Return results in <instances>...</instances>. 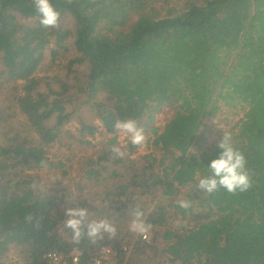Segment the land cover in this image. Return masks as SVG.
I'll use <instances>...</instances> for the list:
<instances>
[{
	"label": "trees",
	"instance_id": "16d2710c",
	"mask_svg": "<svg viewBox=\"0 0 264 264\" xmlns=\"http://www.w3.org/2000/svg\"><path fill=\"white\" fill-rule=\"evenodd\" d=\"M144 1L51 0L61 19L73 17L71 30L61 24L42 27L32 0H0V64L9 80L25 82L18 107L27 122L0 148V264H8L14 248L22 264H50L48 253L68 258L75 249L83 264H91L103 247L123 257L131 251L130 264H156L161 258L170 264H264V0H151L153 13ZM70 39L79 55L74 62L86 65V72L74 84L59 79L55 88L48 82V91L42 92L34 76L47 47L65 48ZM53 54L59 53L53 49ZM101 95L112 106L99 103ZM238 105L247 111L232 142L246 157L252 188L235 195L223 188L208 194L198 182L209 175L207 167L221 149L217 145L200 154L192 149L223 107ZM166 106L176 109L174 116L163 128L155 127ZM83 107L115 135L111 146L117 142L114 124L133 119L164 153V179L155 184L148 182L152 165L113 158L110 146L85 166L84 180L101 187L100 193L92 191L96 198L106 193L103 182L115 183L118 194H107L102 206L117 229L138 197L161 188L170 198L182 188L195 190L187 210L172 203L151 212L142 209L152 232L161 237V248L141 236L131 246L118 230L115 239L105 235L96 244L85 230L77 244L63 225L64 209L76 207L73 198L83 186L74 196L64 193L62 183L46 191L30 188L36 177L25 173L40 170L42 159L50 164L47 148L61 141L64 126ZM96 131L88 124L81 129L88 135ZM124 163L128 172L120 174L116 168ZM171 207L187 223L180 232L172 227ZM28 214L39 220V228L25 221ZM91 215L89 221L101 220Z\"/></svg>",
	"mask_w": 264,
	"mask_h": 264
},
{
	"label": "rangeland",
	"instance_id": "374dc122",
	"mask_svg": "<svg viewBox=\"0 0 264 264\" xmlns=\"http://www.w3.org/2000/svg\"><path fill=\"white\" fill-rule=\"evenodd\" d=\"M144 3L149 5L146 8V11L153 13L152 5L149 4L151 3V0H145ZM163 13H165V11ZM134 18H137V14H134ZM21 22L29 26L34 25V21L30 20L21 19ZM60 24L68 29H75V21L70 15L62 18ZM73 40L74 39H70L65 45V48H59L55 43L50 44L47 47L44 60L38 72L34 76L40 81V89L42 92L48 91V86L46 84L48 82H53L52 85L56 88L58 87L57 81L59 79H66L69 84H74L76 82V77L82 79L84 73L86 72V65L74 62L79 55L74 50L72 44ZM53 49H55L59 54L54 55ZM3 70L4 69L0 64V116L2 117V121L0 122V148L9 145L12 142L13 136L19 131L21 132L27 124L24 117L21 116V112L18 107V98L23 94L25 82L9 80L5 75H3ZM74 91L75 89L72 90V92ZM98 102L106 104L107 106H112V103L102 95L98 99ZM175 111V108L168 106L163 107L162 111L157 114L153 125L158 128H163L165 124L174 116ZM246 111V105H238L237 107L231 108L223 107L219 115L215 119L209 121L204 127L203 132L198 137L196 145L192 149V153L200 154L217 146L223 137V132L230 133L233 138V136L237 134V126L245 117ZM83 124L94 126L97 131L94 135L83 134L81 133ZM101 128L104 131L98 134ZM145 133L148 137V145L143 151L138 150L130 143L128 138L119 133L116 134V145L120 146L122 150L127 153L124 157L125 159H131L135 163H138L139 166L142 163L146 166L152 165V171L150 174L154 176L151 177L149 176L150 174H148V182L150 181L151 184H155L159 182V177L164 179L165 166L161 165L160 162L164 158V153L154 146L152 139L153 136L146 131ZM114 137V134H110L106 131L103 127V123L95 112L91 111L88 107H83L64 126L61 141L47 148V156L50 160L48 170L45 171L40 169L38 171L26 172L25 174L35 176L36 181H43V191H46L57 183H62L63 185L61 188H64V193L67 191L68 194L67 192L66 194L68 196L70 194L74 196L77 194L78 186H83V193L81 195L77 194L73 198V201L76 203V207H81L83 205L84 207H87L91 214L93 213L92 215L90 214L91 217L106 219L108 214L103 212L102 203L106 202L105 199L107 194H118V192H115L114 189L115 183L109 184L107 181L103 182L105 183V186L107 184L106 189H108V191L104 188L106 193L103 194V196H100V198H96V192L94 193L92 191H98L100 193L101 187L98 185L94 186V184H92L93 182L88 183L87 180H84L83 170L90 160H97L104 155L103 152L108 149L109 146L111 147V141ZM168 163L170 162H167V164ZM125 167L126 163L118 166L116 169L120 174H126L128 171ZM64 171H66V175H64ZM109 172L106 171L104 177H107ZM164 189L165 188H161L160 191L153 190L152 193L147 196L138 197V199H136V206H139L141 209H147V212H151L159 206L168 207L171 203L172 205H179L178 201H189V196L195 191L193 188H182L179 190L178 196L170 198L169 196L163 195ZM78 195H80L81 198H78ZM174 211V208H169V217H172L170 221L174 222L175 226L173 225L172 227L176 229V231L180 232L185 228L184 226H187V223L184 219H182L181 215H175ZM102 215L104 216L102 217ZM91 219L99 220L96 218ZM131 221V215L129 218L123 217L122 221L117 224L119 225L117 230L119 232V236H121L125 242H133L130 244L132 246L135 244L137 239L140 238V236L129 230ZM148 234V243L161 248V237H157L155 232H152V230ZM140 239L143 241L142 236ZM125 247H128V245L126 244ZM131 248L133 249V247ZM128 249L129 248H127V251ZM128 253L131 258L132 252L128 251ZM22 263L23 257L20 251L15 248L12 249L8 256V264ZM156 264L170 263L167 262L166 259L161 258L156 261Z\"/></svg>",
	"mask_w": 264,
	"mask_h": 264
},
{
	"label": "clouds",
	"instance_id": "9594fccd",
	"mask_svg": "<svg viewBox=\"0 0 264 264\" xmlns=\"http://www.w3.org/2000/svg\"><path fill=\"white\" fill-rule=\"evenodd\" d=\"M72 3L73 0H68ZM35 10L40 16V24L44 28L59 27L61 14L55 9L51 0H32ZM117 133L128 138L130 143L138 150L143 151L147 148L148 137L145 130L139 127L133 119L117 121L114 124ZM101 128L98 132H103ZM221 149L219 157L211 161L208 166L209 175L200 178L198 187L200 190L213 194L221 188L229 194L244 193L252 188L251 173L247 168V160L245 155L236 149L232 142V136L228 132H223V137L218 144ZM113 158H124L127 153L118 145L110 147ZM41 169L47 171L49 164L46 159L40 162ZM33 190H44L43 181H33L30 185ZM179 206L183 209H189L191 202L186 200L178 201ZM132 221L129 230L139 236L146 238L147 234L153 229L151 223L146 222L145 212L139 206H130L129 210ZM89 210L81 207H65V218L63 225L72 232V239L75 243H79L85 236L92 244H96L99 240H103L105 235L108 239L117 237V228L107 219L89 221ZM25 221L32 224L35 221V227H40L39 220L33 214H28ZM99 264V262H97Z\"/></svg>",
	"mask_w": 264,
	"mask_h": 264
},
{
	"label": "built area",
	"instance_id": "2783aa9c",
	"mask_svg": "<svg viewBox=\"0 0 264 264\" xmlns=\"http://www.w3.org/2000/svg\"><path fill=\"white\" fill-rule=\"evenodd\" d=\"M142 238L144 242H149V234H147L146 238L143 236ZM125 250H127V247ZM46 258L50 264H83L82 254L78 249H75L68 258L57 253H48ZM129 258V253H127L126 257H123L112 247H103L99 256L96 257L91 264H97V262H99V264H130Z\"/></svg>",
	"mask_w": 264,
	"mask_h": 264
}]
</instances>
